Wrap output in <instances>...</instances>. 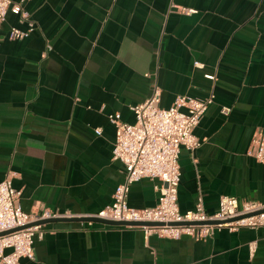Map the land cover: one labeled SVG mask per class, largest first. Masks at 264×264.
<instances>
[{
  "label": "crops",
  "instance_id": "obj_1",
  "mask_svg": "<svg viewBox=\"0 0 264 264\" xmlns=\"http://www.w3.org/2000/svg\"><path fill=\"white\" fill-rule=\"evenodd\" d=\"M13 1L27 16L8 10L0 24V179L13 173L24 210L90 216L110 203L124 166L108 113L133 122L130 105L154 84L162 107L180 93L212 96L194 128L201 143L179 148L180 212L199 197L208 214L222 194L262 199L264 164L248 147L264 127V0ZM29 22L27 36H8ZM159 183L132 182L128 204L155 205ZM39 223L34 257L19 264H264V226L195 239L92 219Z\"/></svg>",
  "mask_w": 264,
  "mask_h": 264
},
{
  "label": "built area",
  "instance_id": "obj_2",
  "mask_svg": "<svg viewBox=\"0 0 264 264\" xmlns=\"http://www.w3.org/2000/svg\"><path fill=\"white\" fill-rule=\"evenodd\" d=\"M183 11L193 9L180 7ZM8 10L26 17L27 12L20 2L0 0V24ZM33 30L29 22L24 29L11 26L10 38H22ZM196 66L202 63L195 61ZM208 78L214 74L205 73ZM212 96L205 98L189 94H177L167 107L160 106V87L152 85L150 94L141 102L130 105L134 121L127 122L119 118L118 113H108L109 120L115 126L112 145V158L118 159L124 166V178L114 188L112 200L93 214L113 220L125 221H162L163 224H124L140 226L145 234L156 233L162 237L179 238L183 235L195 239H204L222 226L237 229L240 226H264V179L261 200L239 201L237 197L222 194L216 210L208 214L199 197L192 209L180 212L177 203V189L180 180L178 162L179 148L183 144L193 150L201 139L194 128L205 112ZM223 106L222 111L228 112ZM100 133V127H95ZM248 152L264 164V127L255 129L250 140ZM13 173H7L0 179V264H19L21 257H34V234L42 233V218L62 214L43 209L38 213L24 210L20 204V190L12 184ZM159 179L157 202L153 206L134 207L128 204L130 184L140 178ZM251 213V214H247ZM215 220V222H208ZM175 221H202L200 223H171ZM250 249H254L253 243Z\"/></svg>",
  "mask_w": 264,
  "mask_h": 264
},
{
  "label": "water",
  "instance_id": "obj_3",
  "mask_svg": "<svg viewBox=\"0 0 264 264\" xmlns=\"http://www.w3.org/2000/svg\"><path fill=\"white\" fill-rule=\"evenodd\" d=\"M251 214V213H247ZM92 219L96 221H100L103 223L107 224H115V225H120V224H163L162 221H125V220H113V219H107V218H102L98 216H93V215H88V216H73V217H48V218H42L38 221L35 222H42L46 220H52V219ZM187 222H194V223H200L202 221H175L171 223H187ZM208 222H215V220H208Z\"/></svg>",
  "mask_w": 264,
  "mask_h": 264
}]
</instances>
